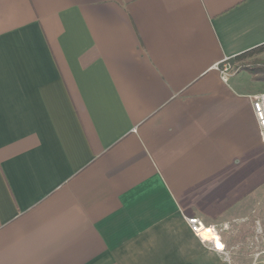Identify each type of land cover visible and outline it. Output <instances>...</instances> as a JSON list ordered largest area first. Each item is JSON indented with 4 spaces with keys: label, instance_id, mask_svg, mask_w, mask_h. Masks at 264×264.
I'll use <instances>...</instances> for the list:
<instances>
[{
    "label": "crops",
    "instance_id": "obj_1",
    "mask_svg": "<svg viewBox=\"0 0 264 264\" xmlns=\"http://www.w3.org/2000/svg\"><path fill=\"white\" fill-rule=\"evenodd\" d=\"M263 45L264 0H0V264L264 253V82L221 73Z\"/></svg>",
    "mask_w": 264,
    "mask_h": 264
},
{
    "label": "built area",
    "instance_id": "obj_2",
    "mask_svg": "<svg viewBox=\"0 0 264 264\" xmlns=\"http://www.w3.org/2000/svg\"><path fill=\"white\" fill-rule=\"evenodd\" d=\"M229 60L223 62L221 73L224 77L237 73ZM253 109L261 131L264 133V93L255 96L253 100ZM191 231L203 242L211 243L215 247L216 237L220 238V233L215 226H207L200 218L192 217L187 219ZM218 248V247H217Z\"/></svg>",
    "mask_w": 264,
    "mask_h": 264
},
{
    "label": "rangeland",
    "instance_id": "obj_3",
    "mask_svg": "<svg viewBox=\"0 0 264 264\" xmlns=\"http://www.w3.org/2000/svg\"><path fill=\"white\" fill-rule=\"evenodd\" d=\"M231 65L234 67L235 70L238 72L240 71H246L250 69H257L264 68V50L258 53H255L253 55H248L245 58L235 61V62H230ZM256 78L258 76H255ZM259 77H262L261 75ZM258 77V78H259ZM254 240V250L252 249V246H249V250L245 253V256L248 257L247 264H264V253L259 252V248L262 247L260 242H262V236H255L253 237ZM240 250V246H239ZM239 264H241L239 262Z\"/></svg>",
    "mask_w": 264,
    "mask_h": 264
},
{
    "label": "trees",
    "instance_id": "obj_4",
    "mask_svg": "<svg viewBox=\"0 0 264 264\" xmlns=\"http://www.w3.org/2000/svg\"><path fill=\"white\" fill-rule=\"evenodd\" d=\"M263 50H264V45L262 47H259V48L255 49V50H253V51L244 53L243 55H241L239 57H236L235 59H232L230 62H235V61L241 60V59L245 58L248 55H253V54L261 52ZM257 70L258 71H256L255 69H250V70H248V72L250 74H252L254 76V78H256L255 76L259 77L261 75L262 77H259V78L257 77L256 80L264 82V68H260V69H257Z\"/></svg>",
    "mask_w": 264,
    "mask_h": 264
}]
</instances>
